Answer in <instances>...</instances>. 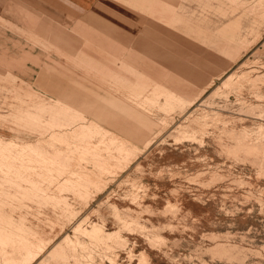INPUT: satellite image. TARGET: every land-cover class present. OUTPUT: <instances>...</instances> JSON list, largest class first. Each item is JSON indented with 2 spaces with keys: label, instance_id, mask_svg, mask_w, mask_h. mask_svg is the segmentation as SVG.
<instances>
[{
  "label": "rangeland",
  "instance_id": "374dc122",
  "mask_svg": "<svg viewBox=\"0 0 264 264\" xmlns=\"http://www.w3.org/2000/svg\"><path fill=\"white\" fill-rule=\"evenodd\" d=\"M161 1L171 16L159 24L125 0L57 17L23 0L0 9V227L50 241L27 249L21 231L0 229V264H138L142 253L146 264H264V0ZM141 40L190 72L162 75L156 91L170 96L161 108L148 100L146 141L104 151L114 167L98 179L53 164L35 143L63 115L29 104L49 96L40 75L108 91L98 79L108 70L138 76L144 58L160 67L133 55ZM93 223L103 231L89 233Z\"/></svg>",
  "mask_w": 264,
  "mask_h": 264
},
{
  "label": "crops",
  "instance_id": "0c3cea01",
  "mask_svg": "<svg viewBox=\"0 0 264 264\" xmlns=\"http://www.w3.org/2000/svg\"><path fill=\"white\" fill-rule=\"evenodd\" d=\"M20 1L0 0V9H4V4H19ZM23 1L30 3L38 11L56 17L63 14L71 15L96 10L99 8L98 4L101 3V0ZM125 4L142 13L150 21L158 24L165 22V18L171 16V11L162 10L161 0H125ZM38 29L46 34L50 32L47 27H38ZM86 40L88 39L83 41L85 42ZM55 41L57 45L65 48L71 45L70 40L62 36L57 37ZM159 49L160 46L157 44L142 41L136 45L132 53L137 56V54H146L148 52L147 54L155 61H158L160 67L155 66L152 62L147 63L142 56L144 58L142 62L148 64V66L144 65V68L139 70L138 76L128 75L124 70L106 71L111 75L109 80L104 75L98 76L100 81L109 83L105 85L108 88L110 87L108 91L101 90V86L94 85L91 80L87 79L88 77L80 76L77 80L74 79L76 87H69L68 85H60L58 79L49 75H40V78H47V93L50 92L53 95L50 93L47 94L49 95L47 97L34 95L35 100L30 101L29 104L35 105L36 109L38 107L40 110L38 113L42 114L44 111H50L54 114L62 113L63 116L48 118L45 121L43 131L47 132L48 139L46 140L44 138L41 140L42 132L36 128L40 133V137L37 139L35 147L49 155L47 156L48 159L59 167H68L71 164L79 167V171L73 170V174H78L86 181L92 178L98 179L101 171H107L114 167L110 155L103 152H109L111 148L123 152L131 146H139L146 141L148 133L155 125V122L150 119L145 110L153 107L152 104L148 103V100H154L155 106L161 105L159 108L166 104V100L170 95L166 93L160 94L156 91L162 83V75L167 74L172 77L176 76L173 74L176 73L181 74L186 79L190 75L188 68L184 65L183 68L180 67L179 60L173 56H163ZM123 62L126 63V61ZM123 62L122 66L125 65ZM44 67H48L46 63H44ZM97 72L99 73V71ZM92 73L94 79L99 75H96L95 72ZM57 105L60 106L56 107ZM103 122L112 126L114 130L108 129ZM109 131H112L111 134H108ZM118 134L121 135V138ZM14 144L15 146L21 145ZM2 146L4 147L5 145L0 143V152ZM86 159L92 163L98 175H94L93 171L86 174L83 173L87 171V167L82 166V162ZM124 159L122 158V161L117 160V162L121 163ZM0 229L10 233L13 237L19 235L21 231L23 239L27 242V249L31 245H34V249L41 244L45 245L46 249L50 242L45 239L42 231L39 232V230L30 232V229L26 230L23 226H17L12 231L3 227H0ZM57 242L59 243V241ZM143 255L145 254L142 253L140 255L138 264H145L141 257Z\"/></svg>",
  "mask_w": 264,
  "mask_h": 264
},
{
  "label": "bare ground",
  "instance_id": "6f19581e",
  "mask_svg": "<svg viewBox=\"0 0 264 264\" xmlns=\"http://www.w3.org/2000/svg\"><path fill=\"white\" fill-rule=\"evenodd\" d=\"M249 150H250V149H249ZM249 150L247 149V151H249ZM251 152H252V151H251ZM93 224H94V223H93ZM80 226H81V225H80ZM92 227H93V226H92ZM92 227H91V228H92ZM76 228H77V227H76ZM76 228H75V229H76ZM79 228H80V227H79ZM84 229H86V228H84ZM79 230H81V229H79ZM86 230H87V229H86ZM81 231H82V230H81ZM83 231H84V230H83ZM90 231H91V230H89V233L99 234V233H101V232L103 231V229L100 228V226H97V225L94 224V227L92 228V231H91V232H90ZM79 232H80V231H79ZM85 232H86V231H85ZM85 232H84V233H85ZM86 233H88V232H86ZM102 235H103V234H102ZM102 235H100V236H102ZM91 236H93V235H91ZM103 236H105V235H103ZM106 236H107V235H106ZM106 238H107V237H106ZM109 238H110V237H109ZM116 238H117V237H116ZM68 239H69V238H68ZM100 239H102V237H101ZM111 239H112V238H111ZM63 241H64V239H63ZM45 242H46V241H45ZM70 242L73 243L72 240H70ZM74 242H75V241H74ZM30 243H31V242H30ZM46 243H48V242H46ZM57 243H58V242H57ZM43 244H44V243H43ZM41 245H42V244H41ZM73 245H74V243H73ZM31 246H32V248H33L34 245H31ZM31 246H30V247H31ZM44 246H45V245H44ZM56 246H57V245H56ZM70 246H71V245H70ZM74 246H75V245H74ZM39 247H40V246H39ZM57 247H59V249H62V245H58ZM57 247H56V249L58 250V252H60L61 250L59 251V249H58ZM41 248H42V247H41ZM41 248H40V249H41ZM54 248H55V247H54ZM70 248H71V247H70ZM29 249H30V248H29ZM43 249H44V248H43ZM51 249L53 250V248H51ZM68 249H69V247H68ZM25 250H26V248H25ZM31 250H32V249H31ZM34 250H35V249H34ZM69 250H70V249H69ZM23 251H24V250H23ZM41 251H42V250H41ZM41 251H39V252H41ZM62 251H63V250H62ZM28 252H30V251L28 250ZM31 252H32V251H31ZM36 252H38V251H36ZM36 252H35V253H36ZM53 252H55V250H54ZM56 252H57V251H56ZM25 253H27V251H26ZM35 253H34V254H35ZM61 253H62V252H61ZM74 253H75V252H74ZM19 254H20V253H19ZM19 254H18V255H19ZM37 254H38V253H37ZM37 254H36V255H37ZM39 254H40V253H39ZM46 254H48V251H47ZM62 254H64V253H62ZM23 255H24V254H23ZM23 255H22V256H23ZM25 255H26V254H25ZM29 255H30V253H29ZM29 255H28V256H29ZM48 255H49V254H48ZM89 255H90V254H89ZM50 256H51V254H50ZM56 256H58V255L56 254L55 257H56ZM23 257H24V256H23ZM44 257H45V256H44ZM52 257H53V256H52ZM59 257H60V256H59ZM61 257H62V256H61ZM73 257H74V256H73ZM75 257H76V255H75ZM141 257H142V261L146 264V263L148 262V261H147V257H146V255H143V256H141ZM37 258H38V257H37ZM21 259H22V258H21ZM33 259H34V258H33ZM91 259H92V258H91ZM23 260L25 261V259H23ZM23 260H22V261H23ZM26 260H27V259H26ZM29 260L32 261V259L29 258V259H28V263L30 262ZM44 260H47V258L44 259ZM52 260H53V259H52ZM63 261H64V260H63ZM146 261H147V262H146ZM50 262H51V261H50ZM25 263H27V262L25 261ZM25 263H24V264H25ZM40 263H41V262H40ZM46 263H47V262H46ZM64 263H65V262H64ZM30 264H31V263H30ZM83 264H84V263H83ZM86 264H88V263H86Z\"/></svg>",
  "mask_w": 264,
  "mask_h": 264
}]
</instances>
